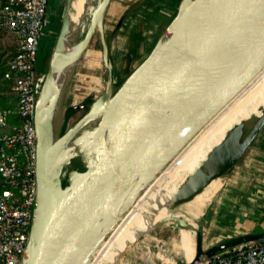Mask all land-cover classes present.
Instances as JSON below:
<instances>
[{
  "label": "water",
  "instance_id": "water-1",
  "mask_svg": "<svg viewBox=\"0 0 264 264\" xmlns=\"http://www.w3.org/2000/svg\"><path fill=\"white\" fill-rule=\"evenodd\" d=\"M70 1H63L48 66L39 71L33 109L37 191L20 264H89L147 185L264 67V0H180L149 52L112 84L107 45L99 32L109 0H99L91 7L81 41L64 57L76 53L80 60L97 31L100 59L108 69L105 86L86 105L66 108L62 101L64 112L55 127L53 106L74 72L68 74L64 64L55 75L67 41ZM76 109L84 111L65 128L67 116ZM87 123L92 125L91 140L82 159L72 142ZM263 124L264 108L246 124L225 132L204 170L187 179L164 207L171 211L213 179L228 175ZM77 158L82 161L78 165ZM203 220L201 215L193 231V256L180 264H198L260 237L239 233L203 249ZM164 223L177 229L187 226L181 218L164 216L148 229Z\"/></svg>",
  "mask_w": 264,
  "mask_h": 264
},
{
  "label": "built area",
  "instance_id": "built-area-1",
  "mask_svg": "<svg viewBox=\"0 0 264 264\" xmlns=\"http://www.w3.org/2000/svg\"><path fill=\"white\" fill-rule=\"evenodd\" d=\"M49 0H3L0 35L16 38L10 57L0 56V86L14 103L0 104V264H20L36 198L34 103L41 81L37 67ZM198 264H264V242L239 243Z\"/></svg>",
  "mask_w": 264,
  "mask_h": 264
},
{
  "label": "bare ground",
  "instance_id": "bare-ground-1",
  "mask_svg": "<svg viewBox=\"0 0 264 264\" xmlns=\"http://www.w3.org/2000/svg\"><path fill=\"white\" fill-rule=\"evenodd\" d=\"M96 1L99 0L70 1L69 25L66 31L67 41L63 43L59 52L60 57L58 58L55 75L64 64L67 66L68 74L74 71L79 60L78 55L74 53L68 58L65 57L71 48L81 41V33L89 23L91 7ZM65 96V91L62 90L58 101L53 106L52 118L55 127H57L64 112L61 103ZM49 104V102H46L45 107ZM263 108L264 67L189 140L168 166L160 172L159 176L147 185L135 199L133 205L130 206L126 215L110 231L107 239L95 252L89 264H118L120 257L129 249L130 243L136 239V236L141 234V230H148L152 223L164 216L181 218L187 223L186 227L179 229L182 248L180 258L182 262H187L193 256L192 235L198 221L192 218V215H186L185 212V215H180L167 210L164 207L165 201L177 193L187 179L204 170L207 156L210 155L215 145L221 141L225 132L236 128L241 122L246 124L250 119L258 116ZM91 126V123H87L78 131L72 142L78 148L82 159L88 152L91 140L89 129H91ZM217 180L218 178H215L210 181L200 193L191 198L189 203H192V205L190 207V204H188L187 209L190 207L189 209L192 208L195 211V207L207 201L213 192L220 188Z\"/></svg>",
  "mask_w": 264,
  "mask_h": 264
},
{
  "label": "crops",
  "instance_id": "crops-1",
  "mask_svg": "<svg viewBox=\"0 0 264 264\" xmlns=\"http://www.w3.org/2000/svg\"><path fill=\"white\" fill-rule=\"evenodd\" d=\"M2 1L0 0V4ZM63 1L65 0L48 1L46 20L42 32L45 27L54 23L56 19L61 21ZM178 1L180 0H109L107 2L99 32L103 35L107 45L106 59L112 74V84H117L125 78L134 67V63L142 60L149 52L160 33L159 31L174 15ZM58 7L61 8L59 16ZM50 9L53 11L52 15ZM51 17H53V21L50 20ZM9 36L14 38V44L16 45V38L6 31L2 32L0 36V44L7 43ZM94 38V44L87 46L82 52L76 66V76L71 83L72 87L65 103L66 108L73 105H86L105 86L108 69L100 59V43L97 31ZM127 60L128 64L125 68L124 63ZM0 88H2L0 89V99L4 102L2 104L14 103L15 94L10 86ZM72 111L73 113L81 112V116L84 110L76 109ZM259 136H261L260 146L262 149L260 151L257 149L256 155L262 159L260 169L262 180L259 181L255 189L244 195V199L242 198L238 206L233 208L230 214L225 215V218L220 217V219L216 210L221 202L216 200L212 203L209 211L210 218L208 219V229L213 230L209 232L210 239L216 237V233L222 234L224 239L236 236L239 233H255L260 237L251 243L260 244L264 242V205L258 211L252 212L251 216L236 219L242 206L244 209L248 206L246 205L248 202L254 201V198L261 199L264 196V132L262 135L258 133L257 138ZM241 160L243 161V159ZM143 232L141 230V234Z\"/></svg>",
  "mask_w": 264,
  "mask_h": 264
},
{
  "label": "rangeland",
  "instance_id": "rangeland-1",
  "mask_svg": "<svg viewBox=\"0 0 264 264\" xmlns=\"http://www.w3.org/2000/svg\"><path fill=\"white\" fill-rule=\"evenodd\" d=\"M57 9L59 16L61 8L58 7ZM50 12L52 15L53 11L51 9ZM50 20L53 21V17H51ZM58 26H60V19H56L54 23H52L48 27H45L42 32L43 35L40 40L37 59V67L40 70L43 69L44 71L48 66L49 56L50 53H52V49L57 36L56 33ZM82 35L83 34L81 33L80 39ZM94 42L95 38L93 36L89 41V45H93ZM14 48H16V45L14 44V38L12 36H9L7 43L0 44V53H2L3 55L5 54L6 57H10L13 53ZM138 62L134 63V66ZM124 64L126 68L128 60ZM75 73L76 68L74 72L65 80V84H67L68 86L64 84V91L66 96L63 98V101H66L68 99V94L72 87L71 83L76 76ZM80 113L81 112L70 113L64 123L65 128L68 125H71L80 116ZM258 132L262 135V133L264 132V124ZM260 137L261 136L257 138L256 136L255 139L257 140L254 139L245 153L242 154L237 166L232 171H230L228 175L223 176L217 180L220 184V188L214 191L212 196L207 201L202 203V205L195 207V211L192 210V208L187 209V205L190 204L189 201L175 206L171 209V211H173L174 213H178L181 215H185L186 213V215H192V218L195 219H198L201 215H203L204 220L201 223L203 249H206L210 244H213L215 240L220 241L224 239L223 235L219 233H216V237L210 239L209 232H212L213 230L208 229V219L210 218L209 211L211 210L210 206H212V203H214L216 200L218 202H221L216 210L218 211L217 213L219 218H225V215H227L228 213L230 214V211L238 206L242 198L244 199V195L247 194V192L255 189L259 184V181L262 180L260 170L262 159H260V157H257L256 155V150L258 149L260 151L262 149V147L260 146ZM241 159H243V161ZM74 162H76V164L78 165L82 161L77 158L74 160ZM191 205L192 203L190 204V207ZM246 205H248L246 206V208L243 209V206L240 208V212L236 216L237 220L242 219V217L245 218L251 216L252 212H254L255 210L258 211L259 208L264 205V196L261 199L254 198V201H250ZM180 237L181 236L179 234V229L171 228L167 225V223H164L160 227L153 230L148 229L142 234L136 236V239L130 243L129 249L125 251L122 257H120V259L118 260V264H180L182 263V260L180 258L182 254Z\"/></svg>",
  "mask_w": 264,
  "mask_h": 264
},
{
  "label": "trees",
  "instance_id": "trees-1",
  "mask_svg": "<svg viewBox=\"0 0 264 264\" xmlns=\"http://www.w3.org/2000/svg\"><path fill=\"white\" fill-rule=\"evenodd\" d=\"M1 55H2V53H0V56H1ZM38 69H39V68H38ZM0 87H2V86H0ZM0 89H2V88H0ZM2 103H4V102H2L1 99H0V104H1V105H4V104H2ZM6 104H8V103H6Z\"/></svg>",
  "mask_w": 264,
  "mask_h": 264
}]
</instances>
